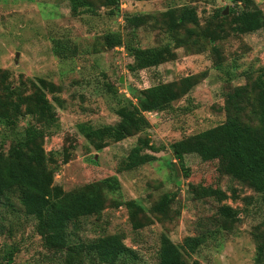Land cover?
Returning <instances> with one entry per match:
<instances>
[{
  "label": "rangeland",
  "instance_id": "1",
  "mask_svg": "<svg viewBox=\"0 0 264 264\" xmlns=\"http://www.w3.org/2000/svg\"><path fill=\"white\" fill-rule=\"evenodd\" d=\"M89 1L93 12L74 16L67 0H0V72L6 73V82L14 87L26 79H40L53 86L50 91L42 89L51 108L45 118L52 119L45 123L42 149L50 161L47 168L53 184L71 192L105 178L115 181L102 189V211L68 227L67 247L56 252L41 247L36 220L25 216L17 202L0 203V257L12 251L9 264H157L159 240L164 236L180 247L183 264H260L256 245L264 241V195L226 175L224 158L202 162L184 155V177L170 145L204 134L233 116L242 125L257 127L252 104L247 102L251 95L245 93L240 111L235 99L264 69V28L231 35V0H120L112 14L99 0ZM250 1V9L259 10L264 23V0ZM184 6L195 13L200 28L221 18L222 40L207 44L199 54L179 47L172 61L135 74L126 70L131 58L123 48L109 49L103 43L102 35L117 34L123 43L139 48L166 44L169 36L164 28H151L145 16L158 17ZM140 15L143 23L130 24ZM55 39L66 44L73 56H54ZM201 73L203 79L187 94L162 111L145 113L148 126L121 141L105 139L99 148L94 144L98 132L84 137L77 129L78 125L98 130L113 126L124 102H135L131 91ZM25 87L22 94H31ZM40 121L23 113L14 122L0 120V157L26 126ZM142 139L157 149L142 151L153 154L154 160L133 170H118ZM66 150L67 162L62 164ZM218 192L225 198L219 200ZM162 198L166 206L156 212ZM128 202L136 206L128 209ZM220 207H228L229 212H221ZM112 234L121 237L130 254H120L111 263L84 255L90 241ZM191 238L197 239V246L187 252L181 246Z\"/></svg>",
  "mask_w": 264,
  "mask_h": 264
},
{
  "label": "trees",
  "instance_id": "2",
  "mask_svg": "<svg viewBox=\"0 0 264 264\" xmlns=\"http://www.w3.org/2000/svg\"><path fill=\"white\" fill-rule=\"evenodd\" d=\"M99 1L108 14L118 10L120 5V0ZM231 2L234 3L231 9L233 17L229 21L231 35L252 33L264 28L259 10L250 9V0H231ZM67 3L70 13L74 16L79 13L93 12L92 3L89 0H67ZM239 4H242L241 8ZM142 16L133 17L129 20L130 24L136 26L143 23ZM214 17L218 18V14ZM145 19L152 24L153 29L163 27L169 36V42L160 46L139 48L123 43L117 34L102 35L103 43L107 48H123L131 58V62L126 65L127 72L131 74L172 61L175 58V49L179 47L188 53L199 54L204 51L207 44L223 38L219 36V33L223 31L224 23L221 18L217 23H214L216 19L213 22L210 20L211 22H206V25L200 28L195 13L185 6L175 11H164L158 17L146 15ZM188 25L191 27H186ZM52 53L62 59L73 56L70 48L56 39L52 42ZM199 79H203L202 73L186 75L176 81L159 82L141 90L131 91L130 94L135 102H124L125 105L116 111L119 119L113 126H103L102 130H98V128L78 125L77 129L84 137H87L86 134L98 132L99 141L94 144L99 148L104 146L105 139L113 142L121 141L148 126L144 118L145 113L164 110L172 102L187 94ZM25 86L31 89V94H22ZM108 88L109 91L115 92L112 88ZM42 89L50 91L53 90V86L50 83H43L40 79L36 81L26 79L25 82L10 87L6 82V73L0 72V120L14 122L20 113L33 116L35 120H42L40 123L26 126L21 137L9 145L6 155L0 157V203L6 206V202L10 199L17 202L25 216L36 220L35 230L40 237L41 247L45 251L56 252L67 247L68 227H75L74 224L80 218L95 216L102 211L104 205L102 189L110 188L115 181L105 178L71 192H64L59 186L53 184L51 171L47 168V163L50 161L42 149L45 123L52 120L49 116L45 118L50 107ZM245 93L251 95L247 102L252 104L256 128L242 125L237 116H233L204 134L172 143L170 150L179 164V172L184 177L187 176L182 165L184 155H194L202 162L224 158L223 172L226 175L263 196L264 69H261L256 77L250 79L246 86L239 90L235 99L238 111L243 101L241 99L246 101ZM144 148L151 153L157 152V149L148 145L146 140H139L130 149L118 170H133L153 161L154 155L142 152ZM67 152V150L64 151L62 164L67 162ZM218 195L219 200L225 198L220 192ZM165 203V198H162L155 205L156 212L164 208ZM133 206L136 205L132 202L126 203L128 209ZM220 208L223 213L228 211V207ZM132 215L130 213V216ZM228 217L233 219L230 214ZM196 246L197 239L191 238L184 240L181 247H184L187 252H193ZM256 246L259 262L264 264V241H260ZM179 248L162 236L157 251V264H183ZM123 253L130 254L131 251L124 247L121 237L117 234L94 238L84 250L87 258L92 255L95 260L103 263H111ZM11 256L12 251H5L0 257V262L9 264Z\"/></svg>",
  "mask_w": 264,
  "mask_h": 264
},
{
  "label": "water",
  "instance_id": "3",
  "mask_svg": "<svg viewBox=\"0 0 264 264\" xmlns=\"http://www.w3.org/2000/svg\"><path fill=\"white\" fill-rule=\"evenodd\" d=\"M121 81V80H120Z\"/></svg>",
  "mask_w": 264,
  "mask_h": 264
}]
</instances>
